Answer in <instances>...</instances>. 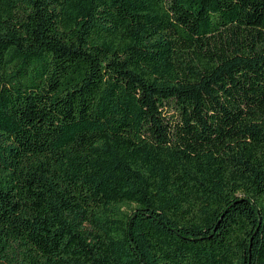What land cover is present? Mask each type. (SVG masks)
I'll return each instance as SVG.
<instances>
[{
    "label": "trees",
    "instance_id": "trees-1",
    "mask_svg": "<svg viewBox=\"0 0 264 264\" xmlns=\"http://www.w3.org/2000/svg\"><path fill=\"white\" fill-rule=\"evenodd\" d=\"M0 264H264V0H0Z\"/></svg>",
    "mask_w": 264,
    "mask_h": 264
}]
</instances>
